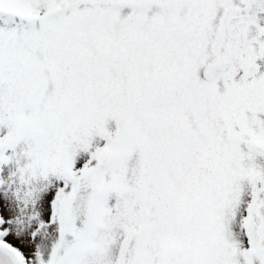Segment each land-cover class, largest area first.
Instances as JSON below:
<instances>
[{"label":"snow or ice","instance_id":"1","mask_svg":"<svg viewBox=\"0 0 264 264\" xmlns=\"http://www.w3.org/2000/svg\"><path fill=\"white\" fill-rule=\"evenodd\" d=\"M0 264H264V0H0Z\"/></svg>","mask_w":264,"mask_h":264}]
</instances>
